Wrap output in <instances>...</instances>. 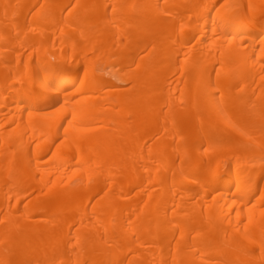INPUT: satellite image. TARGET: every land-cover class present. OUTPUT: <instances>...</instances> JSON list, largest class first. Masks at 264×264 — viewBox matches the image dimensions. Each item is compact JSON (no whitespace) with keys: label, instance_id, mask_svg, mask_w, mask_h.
<instances>
[{"label":"bare ground","instance_id":"bare-ground-1","mask_svg":"<svg viewBox=\"0 0 264 264\" xmlns=\"http://www.w3.org/2000/svg\"><path fill=\"white\" fill-rule=\"evenodd\" d=\"M0 264H264V0H0Z\"/></svg>","mask_w":264,"mask_h":264}]
</instances>
